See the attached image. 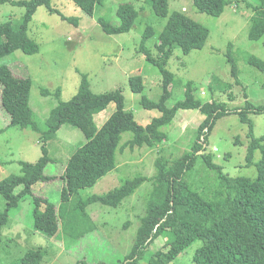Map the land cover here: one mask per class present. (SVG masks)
<instances>
[{
	"label": "rangeland",
	"instance_id": "374dc122",
	"mask_svg": "<svg viewBox=\"0 0 264 264\" xmlns=\"http://www.w3.org/2000/svg\"><path fill=\"white\" fill-rule=\"evenodd\" d=\"M124 3L132 4L138 12L130 31L117 35L104 33L98 18L116 24L115 10ZM225 3L223 13L215 17L198 12L192 0H168L169 13H184L206 27L208 36L201 49L187 55L179 49L174 50L166 65L173 74L166 106L172 107L184 99L188 82L196 99L224 104V110L230 113L215 122L203 153L211 155L213 163L228 176L254 179L255 166H245L249 127L240 121L234 110L244 107L246 99L253 105L264 106V72L247 62L251 56L264 62V35L257 41L248 38L253 7L257 6L255 0H225ZM50 5L75 21L62 20L58 14L48 13L45 7L37 8L27 35L39 46V51L31 55L16 51L0 59V65L9 67L15 76L30 78L29 106L38 129L11 126L0 101V181L19 174L20 162L35 163L42 155L43 143L48 150L44 173L51 177L48 182L33 185V195L26 196L9 212L6 224L0 229V264L15 262L28 250L41 254L38 264H123L150 201L157 160L170 165L190 150L204 116L194 110L178 111L173 120L161 128L165 140L152 149L146 145L126 147L124 144L133 139V134L122 133L115 152V168L94 185L81 189L79 194L82 198L103 195L137 177H144L146 181L116 207L99 202L88 205L87 216H79L65 229L62 228L65 218L61 216L59 230L52 238L35 232L32 228L33 198H47L59 205L61 175L67 159L86 141L81 130L64 124L53 138L43 142L41 134L47 130L50 111L59 102L69 101L78 91L81 76L86 75L94 94L120 90L124 109L139 125L146 126L159 117L158 111L147 110L140 104L142 95L157 102L162 93L161 74L155 65L146 61L140 51V42L144 29L152 27L154 35L146 41L145 48L153 57H158L160 54L154 44L167 21V17L156 15L144 0H98L92 16L85 15L70 0H51ZM24 11L10 4L0 5V23L11 21L19 25ZM230 59L236 65L238 82L231 74ZM137 75L144 84L142 93H134L129 88V78ZM57 88L60 89L58 97L54 95ZM115 110V103L111 102L95 114L94 127L99 129ZM247 117L252 123L253 136L263 135L264 112L248 113ZM259 158L260 153L255 151L253 163ZM185 180L201 196L210 199L217 187V172L199 157L186 173ZM3 208L4 200L0 197V211ZM201 244L195 241L169 264H194L193 256ZM157 249L164 250L160 238L135 264H147Z\"/></svg>",
	"mask_w": 264,
	"mask_h": 264
},
{
	"label": "trees",
	"instance_id": "16d2710c",
	"mask_svg": "<svg viewBox=\"0 0 264 264\" xmlns=\"http://www.w3.org/2000/svg\"><path fill=\"white\" fill-rule=\"evenodd\" d=\"M68 1V0H67ZM87 16H92L98 0H70ZM250 18L248 38L259 40L264 35V0H255ZM158 16L167 17V21L154 44L158 57H153L145 48L147 40L153 37L152 27L147 26L142 34L140 51L147 62L155 65L161 74V97L153 102L145 95L140 104L147 110L160 113L146 126L139 125L133 115L124 109V99L120 90L94 94L89 89L86 75L81 76L77 93L66 102H59L49 114L46 121L47 130L41 134L45 142L55 136L64 125L78 128L85 135L86 141L80 145L67 159L61 178L60 203L56 206L47 198L34 197L32 211V228L48 238L54 237L58 230V221L65 218V229L69 223L74 224L79 216L86 215V207L92 203L116 207L123 199L130 196L146 178L137 177L125 182L122 186L103 195H91L82 198L79 191L94 185L100 178L115 168V152L121 140V134L131 132L133 139L126 147L146 145L155 148L165 140L161 128L167 126L178 111L194 110L204 116L197 130L196 138L190 150L184 152L170 165L157 160V174L152 179L153 191L147 204L141 224L135 236L130 253L123 264H135L144 251L158 238L163 240V249L155 250L147 260V264H169L184 252L195 241L201 246L193 256L194 264H264V134L254 137L252 123L248 113H263L264 106H256L247 101L244 107L236 108L240 121L249 127L250 142L247 147L245 166L254 165L257 175L254 179L230 177L221 167L212 161V156L205 154L208 137L215 122L224 114V104L218 102H202L196 99L188 82L184 99L177 101L172 107L166 102L170 97V86L173 74L166 65L175 49L187 55L193 50L203 47L208 36V29L193 21L184 13H169L168 0H144ZM10 4L23 8L24 14L19 25L11 21L0 23V59L16 52L35 54L39 46L28 37L27 31L37 8L45 7L50 14H58L62 20L69 22L75 18L61 15L51 8V0H0V5ZM193 6L200 13L220 16L225 7V0H192ZM137 10L132 4H120L115 10L117 23L98 18V24L104 33L117 35L130 31ZM249 64L264 72V62L251 56ZM231 74L238 82L237 68L230 59ZM0 101L4 112L9 117L11 126L24 129L31 127L38 130L32 120L29 106L31 80L28 77L15 76L9 67L0 65ZM129 88L134 93H142L144 84L140 76L129 78ZM46 94V91L42 92ZM60 89L54 95L58 97ZM111 102L116 110L96 129L93 116L103 111ZM123 147V146H122ZM42 155L35 163L20 162V173L11 175L0 181V197L4 200V208L0 211V229L7 222L9 212L16 208L26 196H32V186L38 182H48L51 177L44 173L48 162L47 145L43 143ZM258 151L260 158L253 163L254 153ZM198 152L202 154L198 155ZM210 169L217 172V187L213 196L206 199L192 189L185 180L186 173L191 170L198 158ZM42 259L38 251L28 250L24 256L10 264H38Z\"/></svg>",
	"mask_w": 264,
	"mask_h": 264
},
{
	"label": "water",
	"instance_id": "95a60500",
	"mask_svg": "<svg viewBox=\"0 0 264 264\" xmlns=\"http://www.w3.org/2000/svg\"><path fill=\"white\" fill-rule=\"evenodd\" d=\"M199 153V152H198Z\"/></svg>",
	"mask_w": 264,
	"mask_h": 264
}]
</instances>
